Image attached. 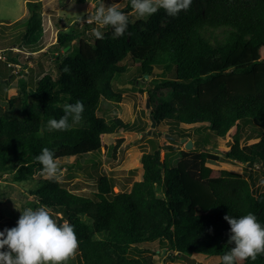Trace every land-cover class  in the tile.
Segmentation results:
<instances>
[{"label": "trees", "instance_id": "16d2710c", "mask_svg": "<svg viewBox=\"0 0 264 264\" xmlns=\"http://www.w3.org/2000/svg\"><path fill=\"white\" fill-rule=\"evenodd\" d=\"M118 8L128 16L122 36L113 39L110 26H98L104 35L99 40L93 34L95 23L77 22L59 28L52 44L59 52H41L53 58L56 76L44 73L43 60L27 66L28 73L44 74L31 90L24 78L19 79L21 95L9 98L5 110L0 108V175L10 174L16 182L33 180L42 168L34 157L44 147L56 160L104 149L117 158L123 132H145L146 127L117 113L101 112L100 103L122 99L125 88L118 83L141 85L152 76L156 90H146L150 107L155 104L150 110L156 122L151 134L156 137L163 121L207 123L195 128L209 130L204 142L193 139L194 147L179 150L178 161L171 165L164 150L172 145L149 137L150 148L141 154L142 178L128 190L116 192L105 176H99L96 191L78 194L39 175L30 193L38 205L55 212L58 224L67 221L74 226L82 264H157L154 255L164 253L167 259L190 264H203L192 254L222 257L233 246L228 243L225 215L252 213L264 226V187L251 171L255 163L264 165V0H192L174 17L159 9L146 19L133 14L130 0ZM6 26L13 36L8 46L19 44L31 54L43 48L40 0H28L26 12ZM217 29L223 36L216 35ZM8 46L2 48L3 60L11 70L2 78L10 80L16 76L11 63H19V52ZM128 60L136 66L125 63ZM65 65L70 73L62 71ZM131 66H138L137 75L127 80ZM155 67L161 71L154 73ZM6 86L1 82V97ZM29 99L33 108L55 119L63 115L64 104L82 101V121L67 131L50 132L37 116L18 117L16 111L28 113ZM245 131L256 135L248 143L241 142ZM169 135L168 141L174 142L176 137ZM226 135L231 142L220 144L217 151L195 147ZM222 157L245 163L249 172L216 165ZM154 242L158 248L145 246ZM242 264H264V255Z\"/></svg>", "mask_w": 264, "mask_h": 264}, {"label": "rangeland", "instance_id": "374dc122", "mask_svg": "<svg viewBox=\"0 0 264 264\" xmlns=\"http://www.w3.org/2000/svg\"><path fill=\"white\" fill-rule=\"evenodd\" d=\"M27 1L28 0H0V54H2L3 57L6 51L2 48H7L8 45H11L13 38L12 33H10L11 30H8L10 26L7 27L6 24L14 23L26 12ZM124 1L125 0H40L42 24L44 28L42 38L43 48L31 54L22 49L19 44L8 46L14 52H19L17 56L19 63H11L14 68L13 72L16 76L9 80L5 77L2 78V76L10 73L11 69L6 67V61L0 59V85L1 82H7V86L3 91L5 95L2 97V88L0 87V108L5 110L8 106L7 101L9 98L21 95V91L19 90V79L24 78L27 81L26 88L31 90L35 87V81L46 71L51 73L53 77L57 75L55 70L56 65L54 62L51 63V59L53 60V58H46L47 56L43 57L41 52L48 50L56 54L60 51L52 45L57 42V32L59 28L63 27L68 29L69 26L75 25L77 22L79 26L82 25L87 21V14L92 11L93 5L98 6L103 2L106 7L110 5L121 7L124 5ZM60 25L61 27H59ZM11 28H14V24L11 25ZM94 28H98V25L95 24ZM4 30H6V32ZM15 32L16 30L13 31V33ZM215 33L218 36H223L219 29L215 30ZM73 42L76 43L77 40ZM66 51L67 49L65 48L61 49V52L65 53ZM37 59L43 60L45 65L44 73L41 72V74L38 75L36 74L37 72L34 74L26 72L27 66H37V64H35ZM25 63L26 65H24ZM125 63L132 66L134 65L129 60ZM132 66L125 74L127 80L133 79L134 75H137L135 69L138 66L135 68ZM23 69L24 71L19 72V70ZM153 71L154 73H158L161 69L155 67ZM151 77L152 76L142 81L141 85L138 83L134 84V86L131 83H118L117 86L125 88L122 99L116 104L108 100H103L100 103L101 112L110 115L117 113L125 121H135L140 125H144L146 131L123 132L124 140L117 158L111 157L104 149L98 152L85 153L78 157L70 156L57 160L62 174L60 180L62 186L72 192L88 195L98 189L99 176H105L116 192L128 190L133 181L142 178L143 168L141 164V154L143 150H148V148H150L149 137H151L152 140H158V142L163 143V145H172L171 149L164 150V154L169 159L171 165H175L178 161L179 150L185 149V141H182V138L194 140L199 138L201 142L205 141L209 134V130H207L208 127L205 126L207 131L195 128L198 126L202 127L203 124L207 123H196L191 125L181 123L178 125L175 122L163 121L157 127V129L161 131L157 132L156 137L154 134L152 135L151 132L148 133L151 127V122L149 121L150 110L154 108L155 104H152V107H150V104L146 106L147 101L149 102L148 92H146V90H148V88L154 91L156 90L153 82L150 81ZM30 78H32V80H30ZM137 79H140V77H137ZM139 88H143L144 91L141 92ZM157 92L163 94L165 90L159 89ZM28 104L30 105L28 113L22 114L16 111L18 117L29 115L30 113L40 118L44 124H47V121L52 118L48 113H45L42 108H33L31 99H29ZM166 133L176 137V140L170 143L168 137H165ZM255 136L256 135H252L250 132L245 131L241 138V142L248 143L250 142V138ZM211 139L213 140L214 138L212 137ZM231 139L230 135H226L225 137H218L216 140L210 141L203 146V143H200V145L197 143L195 147L214 152L220 149V144L231 142ZM215 164L241 174H246L250 169V167L245 166V163H239L224 157L215 162ZM263 168L264 165L261 163H255L251 168V171L257 174L259 184L262 188L264 187V183H262V181H264V173L261 172ZM39 175L40 174L37 172L33 180L30 179L21 182L12 180L10 174L4 173L0 175V223L3 224V229L14 227L21 211L24 209L30 207L35 210L41 207V205L36 203L34 195L30 193ZM46 208L50 211L52 217L56 219L55 212L51 211L48 207ZM9 220H14V223H9ZM145 246L154 249L158 248V243H149ZM154 257L158 258L157 264H190L184 260L167 259L165 258V253L154 255ZM191 257L203 264H218L221 258L220 256H208L204 254H192ZM68 264H82L79 259L78 249L75 257L69 260Z\"/></svg>", "mask_w": 264, "mask_h": 264}, {"label": "clouds", "instance_id": "9594fccd", "mask_svg": "<svg viewBox=\"0 0 264 264\" xmlns=\"http://www.w3.org/2000/svg\"><path fill=\"white\" fill-rule=\"evenodd\" d=\"M130 4L138 19H146L159 9L174 17L180 11H186L192 0H130ZM86 20L100 28L110 26L113 39L122 36L128 25V16L123 11L115 5L106 7L103 2L92 6ZM93 34L96 39H104L98 29H93ZM0 59H4L2 54ZM62 71L70 73L71 69L65 65ZM83 112L82 101L66 103L63 105V115L59 119L50 118L46 128L50 132L67 131L82 121ZM34 160L42 165L39 174L45 179L61 180L59 164L49 148L44 147ZM224 219L230 225L228 243L233 246L220 258V264H242L244 260L255 261L257 256L264 255V226L254 214L248 213L238 218L225 215ZM78 246L72 224L67 221L58 224L44 206L35 210L29 207L21 211L14 227L0 231V264H68L75 257Z\"/></svg>", "mask_w": 264, "mask_h": 264}, {"label": "water", "instance_id": "95a60500", "mask_svg": "<svg viewBox=\"0 0 264 264\" xmlns=\"http://www.w3.org/2000/svg\"><path fill=\"white\" fill-rule=\"evenodd\" d=\"M68 48V46H66L65 47V49H67ZM146 106H149V102L147 101V103H146ZM150 118H151V127H150V129L148 130V133H150L151 132V129L153 128V127H155V125H156V122H155V120H154V118H153V116L152 115H150ZM166 136L168 137V138H172V136H170L169 134H166ZM182 141H185V149H192L193 148V142H192V139H185V138H182L181 139Z\"/></svg>", "mask_w": 264, "mask_h": 264}]
</instances>
